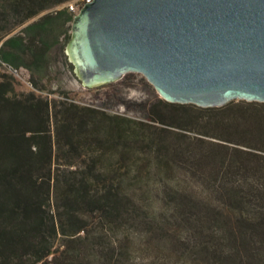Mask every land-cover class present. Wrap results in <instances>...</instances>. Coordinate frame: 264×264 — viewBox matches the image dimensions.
Returning a JSON list of instances; mask_svg holds the SVG:
<instances>
[{
	"label": "trees",
	"instance_id": "16d2710c",
	"mask_svg": "<svg viewBox=\"0 0 264 264\" xmlns=\"http://www.w3.org/2000/svg\"><path fill=\"white\" fill-rule=\"evenodd\" d=\"M67 1L0 0V264H149L120 227L174 264H264V102L160 98L141 120L17 91L4 63L39 90L74 74Z\"/></svg>",
	"mask_w": 264,
	"mask_h": 264
},
{
	"label": "water",
	"instance_id": "95a60500",
	"mask_svg": "<svg viewBox=\"0 0 264 264\" xmlns=\"http://www.w3.org/2000/svg\"><path fill=\"white\" fill-rule=\"evenodd\" d=\"M65 52L88 86L141 72L161 98L264 102V0H92Z\"/></svg>",
	"mask_w": 264,
	"mask_h": 264
},
{
	"label": "rangeland",
	"instance_id": "374dc122",
	"mask_svg": "<svg viewBox=\"0 0 264 264\" xmlns=\"http://www.w3.org/2000/svg\"><path fill=\"white\" fill-rule=\"evenodd\" d=\"M56 8L60 7L57 6ZM77 12H74V15ZM35 18L36 17L31 20ZM70 25H72V23ZM20 27L21 26L17 27L13 32L20 29ZM68 34L69 37L66 45L72 37V26H70ZM28 74L29 71L25 70L24 75L26 79L29 78ZM45 80L48 81L46 82V89L44 90L36 89L21 79L15 80V86L17 91L34 90L42 96L61 98L67 95L81 104L95 106L109 113H118L141 120H146L149 104L161 98L153 84L141 72H126L118 79L88 86L83 84L82 80L71 71L66 70L61 61H58L50 65L49 73ZM48 90L54 92L50 93ZM235 101L243 100L236 99ZM261 107L264 110V106ZM180 233H182L183 236H185L186 233L188 234L183 227L180 229ZM117 234L120 237L124 235L129 236V244L133 249L132 252H130L131 261H138L144 258L147 259L149 264H174L173 261L175 258L169 255V249L164 247L162 250H158L155 247V243L148 239H146L145 245H140L142 248H137L136 250L134 247L140 242L134 230L131 228L120 227Z\"/></svg>",
	"mask_w": 264,
	"mask_h": 264
},
{
	"label": "built area",
	"instance_id": "2783aa9c",
	"mask_svg": "<svg viewBox=\"0 0 264 264\" xmlns=\"http://www.w3.org/2000/svg\"><path fill=\"white\" fill-rule=\"evenodd\" d=\"M92 0H70L67 1L65 3H63L62 5H59V7H68V9L72 12H77L80 7H82L86 2H90ZM4 66L7 67V69L17 78V79H21L23 81H26L28 84H30L29 80L26 79V76L24 75V69L22 68H14L10 65H6L4 63ZM31 85V84H30Z\"/></svg>",
	"mask_w": 264,
	"mask_h": 264
}]
</instances>
